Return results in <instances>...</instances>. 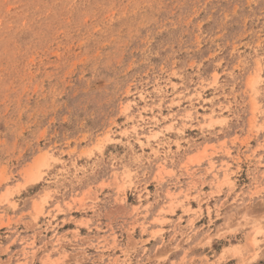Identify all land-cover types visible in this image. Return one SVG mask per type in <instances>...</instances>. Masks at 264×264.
Instances as JSON below:
<instances>
[{"label": "rangeland", "instance_id": "obj_1", "mask_svg": "<svg viewBox=\"0 0 264 264\" xmlns=\"http://www.w3.org/2000/svg\"><path fill=\"white\" fill-rule=\"evenodd\" d=\"M0 264H264V0H0Z\"/></svg>", "mask_w": 264, "mask_h": 264}]
</instances>
